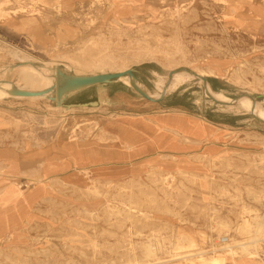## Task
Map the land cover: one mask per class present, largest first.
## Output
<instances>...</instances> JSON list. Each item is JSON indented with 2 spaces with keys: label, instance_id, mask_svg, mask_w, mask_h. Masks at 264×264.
I'll use <instances>...</instances> for the list:
<instances>
[{
  "label": "rangeland",
  "instance_id": "obj_1",
  "mask_svg": "<svg viewBox=\"0 0 264 264\" xmlns=\"http://www.w3.org/2000/svg\"><path fill=\"white\" fill-rule=\"evenodd\" d=\"M75 1L0 0V144L92 138V119L119 115L60 110L8 95L13 88H50L57 69L75 77L131 70L155 99L170 74L185 82L156 105L115 81L111 90L127 89L138 105L118 112L185 108L225 122V151L202 161L200 174L75 186L1 179L0 264H264V0ZM21 68L35 72L23 82ZM222 237L229 249L209 253Z\"/></svg>",
  "mask_w": 264,
  "mask_h": 264
},
{
  "label": "crops",
  "instance_id": "obj_2",
  "mask_svg": "<svg viewBox=\"0 0 264 264\" xmlns=\"http://www.w3.org/2000/svg\"><path fill=\"white\" fill-rule=\"evenodd\" d=\"M80 2L75 1L74 6H79ZM0 32L4 33V26H0ZM16 33L32 38V32ZM114 83L101 86L107 88L96 97L65 104L67 97L64 102V105L76 106L65 109L67 111L116 110L115 114L119 115L92 119L96 124L92 138L58 137L40 146L31 142L21 147L0 144V180L10 178L31 184L58 181L75 186L87 179L118 184L151 173L200 174L204 170L202 161L216 158L225 151L226 138L219 129L226 127L225 122L209 123L188 114L185 108L176 113L118 112L137 109L138 105L127 89L111 90ZM163 100L159 104H164ZM93 102L97 103L96 107H81ZM169 106L182 108L172 103Z\"/></svg>",
  "mask_w": 264,
  "mask_h": 264
},
{
  "label": "water",
  "instance_id": "obj_3",
  "mask_svg": "<svg viewBox=\"0 0 264 264\" xmlns=\"http://www.w3.org/2000/svg\"><path fill=\"white\" fill-rule=\"evenodd\" d=\"M173 73L168 76V82L172 79ZM128 77L130 80V87L131 89L142 99L153 103L159 104L165 97V90L161 94L158 99H153L148 96L144 91L136 86L138 80L136 79L134 71L127 70L121 73L115 74H101L96 76H88V77H75L69 76L62 73L61 70L57 69L54 75V84L48 88L47 90L40 91V92H29V91H22L16 88H13L9 93L10 96L18 97V98H42L48 95H53V97L48 98V101L54 103L57 108H64L70 110L75 108V105H64V102L68 95L80 92L89 88H93L96 86H104L109 85L115 81H119L121 78ZM201 80L204 86L208 85V81L204 78L199 76H194ZM209 96V95H208ZM97 103L93 102L88 105H81V107H96ZM260 121V120H258ZM262 122V121H260ZM264 123V122H262Z\"/></svg>",
  "mask_w": 264,
  "mask_h": 264
},
{
  "label": "bare ground",
  "instance_id": "obj_4",
  "mask_svg": "<svg viewBox=\"0 0 264 264\" xmlns=\"http://www.w3.org/2000/svg\"><path fill=\"white\" fill-rule=\"evenodd\" d=\"M22 62V61H21ZM14 68V67H13ZM20 72H21V74L23 75V82L24 81H27V78H31L32 76H33V72H35V71H32L31 69H29V68H21L20 69ZM125 72V71H124ZM28 74V75H27ZM124 78H128V77H124ZM121 79H123V78H121ZM121 79L119 80V81H121ZM129 79V78H128ZM34 80V78H32V81ZM54 82H55V80H54ZM123 82L124 83H126V84H128L129 86H130V80H123ZM182 82H185L184 81V79H179V78H177V77H173L169 82L167 81L166 83H163V82H161L159 85H158V87H157V91L158 92H160V93H163L164 92V90H165V92L167 93V92H169V91H172L173 89H176ZM138 84L139 83H136V86L138 87ZM180 87V86H179ZM49 88V86H44V88L42 89V90H35V89H32V90H29V92H40V91H44V90H47ZM145 88V87H144ZM144 88L143 87H141V89H143L144 90ZM18 90H22V91H25L26 89H24V88H17ZM27 89H29V88H27ZM1 92H2V89H0V95H1ZM11 92V90L9 91V93ZM144 92L146 93V91L144 90ZM8 93V95H10ZM147 94V93H146ZM148 95V94H147ZM148 96H150L151 98H153V99H155V97L154 96H152V95H148ZM42 98H44V99H46V100H48V98H49V95L48 96H46V97H42ZM42 98H28L29 100H36V99H42ZM222 98V100L224 101V102H226V103H229V100L227 99V98H223V97H221ZM25 99V98H24ZM27 99V98H26ZM240 104L241 105H243L244 103H242V102H240ZM57 109H62V108H57ZM66 112V111H65ZM35 194V193H34ZM28 201V200H27ZM219 224H221V223H219ZM213 225V224H212ZM225 226V224H223L221 227L223 228ZM218 227H220V226H218ZM234 241V240H233ZM246 245H248V244H246ZM254 246V245H253ZM248 248H250V246H245L244 248H242L243 250H245V249H248Z\"/></svg>",
  "mask_w": 264,
  "mask_h": 264
},
{
  "label": "built area",
  "instance_id": "obj_5",
  "mask_svg": "<svg viewBox=\"0 0 264 264\" xmlns=\"http://www.w3.org/2000/svg\"><path fill=\"white\" fill-rule=\"evenodd\" d=\"M264 242V241H262ZM229 239L228 237H222L219 238L216 242V244H214L215 246H213L209 253L211 254H215V253H223L224 251H227L229 249ZM252 244H254V242H252Z\"/></svg>",
  "mask_w": 264,
  "mask_h": 264
}]
</instances>
